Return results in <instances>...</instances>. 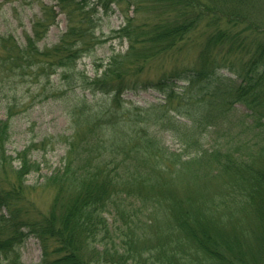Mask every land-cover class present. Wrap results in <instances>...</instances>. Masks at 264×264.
Returning <instances> with one entry per match:
<instances>
[{
    "label": "trees",
    "instance_id": "obj_1",
    "mask_svg": "<svg viewBox=\"0 0 264 264\" xmlns=\"http://www.w3.org/2000/svg\"><path fill=\"white\" fill-rule=\"evenodd\" d=\"M112 1L56 0L78 19L50 46L38 42L55 6L41 3L20 34L0 30V264H26L29 235L41 245L34 264H264V20L251 11L260 0H126L150 19L126 16L127 48L90 77L77 68L94 38L86 5ZM203 30L192 64L150 84L161 101L122 97L147 61L189 51L190 34ZM28 83L71 119L59 166L40 173L52 188L44 211L26 197L28 174L40 170L32 144L6 148Z\"/></svg>",
    "mask_w": 264,
    "mask_h": 264
},
{
    "label": "rangeland",
    "instance_id": "obj_2",
    "mask_svg": "<svg viewBox=\"0 0 264 264\" xmlns=\"http://www.w3.org/2000/svg\"><path fill=\"white\" fill-rule=\"evenodd\" d=\"M41 3L55 6L57 14L54 21L48 26L46 34L38 43L42 47L54 44L66 30L69 20L73 22L78 19V16L69 19L65 12L59 10L56 0H0V30L7 26L11 31L16 32L15 34H20L22 28L29 27L33 14H38V6ZM86 6L93 8L85 20L86 22L91 20L94 38L89 41L86 45L88 49L83 51L77 60V68L91 77L98 75L103 70L112 53H122L127 48L126 38L119 35L118 32L124 26L125 17L132 16V22L140 23L149 20L151 15L146 9L133 11V5H130L126 0L112 1L106 10L95 3ZM251 11L254 17L264 20V0H260L256 6L251 8ZM84 23L81 22L82 25ZM242 29L243 27H240L237 30ZM190 35L192 46L189 51H186L188 47L184 45L181 47V54L179 52L173 58L161 55L158 58H151L147 61L142 75L136 81L133 79L134 77L129 78L128 85L123 89L122 97L126 101L139 105L161 101V91L158 87L150 84L163 79L170 69L180 70L192 64V58L205 37V31L194 32ZM174 49L173 51H175ZM55 75L51 78H54ZM31 84H25L17 91L16 106L12 109L9 120L10 135L6 148L8 152L14 154L16 150L32 144L31 157L39 162L40 170L28 174L26 182L31 186L26 189V197L32 201L36 209L44 211L50 203L52 188L40 184V173L50 172L59 166L64 150L62 141L64 136L69 133L71 119L66 114L62 103L48 96L49 91L46 88L44 89L42 85ZM46 85L48 88L49 84ZM236 108L239 111H246L245 106L241 104H237ZM5 113L3 103H0V118L5 117ZM161 135L170 149L182 150L179 142L170 133L162 132ZM0 211H4V209L0 208ZM20 251L21 259L26 264L40 261L41 245L35 236L29 235L20 246Z\"/></svg>",
    "mask_w": 264,
    "mask_h": 264
}]
</instances>
